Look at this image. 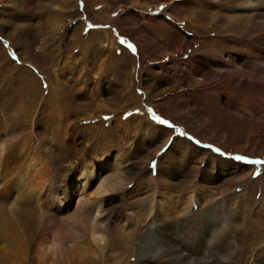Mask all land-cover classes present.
<instances>
[{
	"label": "rangeland",
	"instance_id": "rangeland-1",
	"mask_svg": "<svg viewBox=\"0 0 264 264\" xmlns=\"http://www.w3.org/2000/svg\"><path fill=\"white\" fill-rule=\"evenodd\" d=\"M93 164L122 180L99 244ZM210 207L236 212L226 248L218 224L200 233ZM60 237L64 258L39 257ZM170 248L264 264V0H0V264H165Z\"/></svg>",
	"mask_w": 264,
	"mask_h": 264
},
{
	"label": "bare ground",
	"instance_id": "bare-ground-1",
	"mask_svg": "<svg viewBox=\"0 0 264 264\" xmlns=\"http://www.w3.org/2000/svg\"><path fill=\"white\" fill-rule=\"evenodd\" d=\"M66 2H69L70 0H65ZM57 94V93H56ZM56 94H54L53 96V102H54V105H53V109L56 110V109H59L60 105L61 107L63 106L62 104L65 103L66 104V108H67V101L65 100L64 97H59L57 96ZM52 107V106H51ZM65 108V107H63ZM112 112V111H111ZM63 118V117H62ZM104 160V158H103ZM120 162L116 163L115 166L117 169H120ZM34 164L30 167L31 170L26 171L24 173H22L18 179V184L24 182L25 180H27L29 178V180H35L36 176H34V173H35V170H34ZM96 165L93 164L91 165L89 171L87 172H81L80 174V182H82V188H85L86 185L88 183H94L95 182V186H94V194H93V197L90 199L91 200V203H94V207H93V212H92V215H95L94 216V220H93V227L91 228L90 230V234H91V238L95 243H101L103 241L106 240V235L103 233L102 231V228L98 226L99 222H100V216L101 214L104 212L103 211V208H102V197L112 191V189L115 187V185H117L118 183H121L122 180L120 179V176H115V175H111V176H108V177H104L103 179L101 180H96L97 179V176H96ZM85 171V170H84ZM27 177V179H26ZM34 184V183H33ZM29 185V184H28ZM36 185V184H35ZM42 187V186H41ZM70 188L66 189V198H70V191H69ZM39 195V194H38ZM68 198V199H69ZM174 198L177 199V197H175L174 195L173 196H170V200L171 202L174 201ZM180 199H185V205L184 206H194V203H195V195L194 193H189L188 195H186V197L184 198H180ZM90 200L88 201H79L81 203V207L78 208L79 210H81L82 208H84V204L86 203H90ZM68 201V200H67ZM175 202V201H174ZM177 202V203H176ZM175 203L178 204V200L176 201ZM62 203V201H61ZM69 203V202H68ZM184 203V202H183ZM168 208L167 211H168V214L169 212H172V208L167 205ZM164 209V208H163ZM165 210V209H164ZM183 211V210H182ZM224 209H219L217 207H210L206 212L205 214L203 215V221L204 223H201L202 225H204V229L200 228V233L201 234H205L206 232L209 234V231H206L207 228L209 229H212L211 227L213 226H216V224H218V227L217 229L215 230L216 232L218 231V234H214L212 235V233L210 232V235H209V238L211 237L212 239L214 238V240L216 241V243H220L222 240L225 241L222 242L224 243V247L226 248V245H228V242L230 240L228 239H235L236 235L238 236L239 234V231L236 229V227H234L233 225V220H234V216H235V213L236 212H230V213H224ZM187 214V213H185ZM189 214V213H188ZM75 216V215H74ZM102 217V216H101ZM189 218V217H188ZM200 218V220L202 219ZM63 222V221H62ZM82 222V221H81ZM191 222V221H190ZM208 222V224H207ZM65 223V222H64ZM179 225H177V222H172L171 223H167V226L169 227L170 224L171 226H173V228H177L179 229L180 227V224L181 222H178ZM192 223V222H191ZM195 223V222H194ZM166 224V223H164ZM67 225V223H66ZM91 225V224H90ZM163 225V224H162ZM175 225H177V227H174ZM195 226V225H194ZM61 227V226H60ZM199 227V226H198ZM67 228V226H66ZM195 228V227H194ZM197 228V227H196ZM54 229V228H52ZM68 229V228H67ZM170 229V228H168ZM215 229V228H214ZM154 230V228H153ZM160 230H162V226H157L155 228V233L159 234L160 233ZM222 230V231H221ZM68 231V230H67ZM205 231V232H204ZM212 232H215L213 230H211ZM172 232L174 233L175 230ZM172 233V234H173ZM53 234V233H52ZM61 234V233H60ZM161 235V234H159ZM199 235V234H198ZM63 236V235H61ZM90 236V235H89ZM167 236V235H166ZM170 236V235H169ZM173 236V235H172ZM205 236V235H204ZM51 237V235H50ZM154 237V236H153ZM178 237V236H177ZM155 238V237H154ZM153 238V239H154ZM170 238V237H169ZM176 238V237H174ZM179 238V237H178ZM208 238V237H207ZM239 238V236H238ZM51 239V238H50ZM72 239V238H71ZM156 239V238H155ZM160 239V238H159ZM46 241V240H45ZM160 241V240H159ZM165 241V240H164ZM171 241V240H170ZM50 242V241H49ZM74 242V241H73ZM166 242V241H165ZM168 244V242H167ZM65 246H66V240L65 238L63 237H60V238H54L52 243H50L49 245H46L45 247L44 246H41V250L38 251V255L39 257H43V256H52V257H57L58 259H60L61 257L64 256V252H65ZM164 246V245H163ZM240 246V245H239ZM35 247V245H34ZM99 247V246H98ZM178 246H176L177 248ZM164 248V247H163ZM217 248V247H216ZM240 248V247H239ZM128 251L130 250L129 246H128ZM141 250H143V245H139V248H138V251H139V257H142V255L140 254ZM178 250V249H177ZM175 251L174 249H166L158 258L160 259H164L165 261V264H178L180 262H182L183 264H192V260H191V256L189 254H187L186 256L184 255H179L180 253V249L178 251ZM64 258V257H63ZM216 260V261H215ZM213 260L216 264H232L233 261H231L230 259H224L222 258L221 260H217L215 259ZM210 261V260H209ZM53 262V261H52ZM56 262V261H55ZM54 262V263H55ZM210 263V262H209ZM45 264V263H44ZM59 264V263H58ZM61 264V263H60ZM211 264V263H210Z\"/></svg>",
	"mask_w": 264,
	"mask_h": 264
}]
</instances>
